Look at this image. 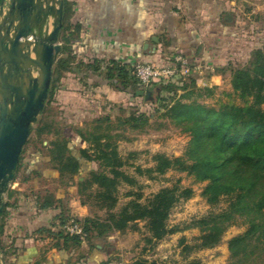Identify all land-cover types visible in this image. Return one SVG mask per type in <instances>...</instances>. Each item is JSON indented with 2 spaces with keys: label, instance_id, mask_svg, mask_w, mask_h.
Returning a JSON list of instances; mask_svg holds the SVG:
<instances>
[{
  "label": "rangeland",
  "instance_id": "obj_1",
  "mask_svg": "<svg viewBox=\"0 0 264 264\" xmlns=\"http://www.w3.org/2000/svg\"><path fill=\"white\" fill-rule=\"evenodd\" d=\"M260 3H264V0H236L232 5V10L224 11L221 19L225 20L224 17L229 14L231 19L241 23L238 26L240 30L248 29L250 31L255 25V6ZM262 52L264 53V50ZM238 64L245 63L239 61ZM231 71L232 68L215 69L213 73L220 74L221 78H216V82L211 85L198 81L197 73L200 71H194L182 75V82L187 85L185 89L178 87L182 86L181 83L177 86H165L163 83L143 85L136 82L134 87L128 88L129 92L127 93L130 97L128 101L127 98L116 102L105 99L104 103H101V98L87 96L82 99V105L78 101L73 105L68 103L70 107L67 109L68 112L77 113L74 117L80 119L75 124L82 121L77 129H81L88 136V140L82 142V145L73 130L76 126H66L63 121L57 123L55 121L57 107L45 103L44 113L41 111L37 116L31 133L23 146L25 148L21 155L24 158L23 163L18 167L14 178V180L17 179L20 189L17 191L20 193L17 200L21 201V205L25 206L26 210L32 211L31 203L35 196L50 193L60 197L59 209H51L43 216L47 220V226L53 224V230L58 231L59 220L54 219L51 223L48 219L60 210L63 211V216L66 218L79 219L76 212L79 210L81 201L84 202L81 204L86 217L102 221L107 218L108 213L118 212L130 200L136 199L145 203L162 188L175 187L177 193L188 188L191 190V195L187 198L181 196L171 208L166 219L168 233L162 238L156 239L151 236L146 220H136L128 223L124 229L115 230L106 236H98L92 232L86 236L84 241H87L91 246L96 243L107 246L110 242L112 245L110 264H131L136 260L154 261L159 264H188L190 262L198 264H264V240L257 241L256 234L241 241L236 254H231L229 250L230 239L242 235L248 227L249 216L236 211L233 206L237 202L236 194L220 196L215 202L210 203L203 195L207 184L206 180L198 181L185 170L168 169L162 174L155 171L148 172L149 168L156 165L155 155L157 154L169 158L183 157L187 162H191L200 150L208 151L210 155L219 152L221 159L230 154L227 150L216 151V142L211 139H204V142L201 139L198 144L192 142V128L195 120L203 118L200 123L203 128H207L215 119L225 120L226 118L219 117L220 114L204 115L202 111L178 114L177 110L181 105L187 104H197L214 109L230 105L259 106L263 109L264 103L257 104L254 101L253 92L241 94L232 87ZM134 88L142 92L136 94ZM146 90L150 91L148 97L145 95ZM86 99L91 102L89 105ZM63 101L61 99L62 104ZM74 106H77L78 109ZM80 106L85 110L84 112L81 110V114L78 111ZM135 108H138L137 112L146 111L148 114L133 120L132 113ZM86 113L89 114L80 118ZM42 123H54L53 129L63 130L64 128L70 138L71 150L76 155L81 146L89 150L91 155L99 154L98 146L91 141L93 135L103 136L99 142L101 149L104 144H108L107 152L112 148L116 150L121 162L119 169L131 177L133 182L129 183L122 178L118 179L114 191L116 202L111 207L102 205L103 203L99 201L96 196L99 188L95 184L89 185L87 189L82 188L83 186L80 184L81 181L86 183L85 180L87 181L90 173L93 172L110 175V167L105 165V161L101 158L95 157L91 162L82 160L81 171L73 176L64 173L59 174L56 178L45 179L41 174L28 172L27 179H24L27 169L34 168L30 165L34 166L38 159L36 153H31L34 151L32 145H35L40 154L48 155L50 164L54 166L49 152L52 148L50 142L55 138L54 135L47 132L46 134L43 132L39 137L34 135V129ZM192 148H197V150H192ZM137 166L142 169V173L136 171ZM12 184L9 189L13 187ZM15 196L16 193L12 197ZM12 197L9 198V201L12 200ZM80 218L79 220H82L85 217L81 216ZM2 220L4 219L2 218L0 221ZM215 226L218 228V241L205 246L204 236ZM1 248L0 254L4 264H9L4 257L6 252L3 246Z\"/></svg>",
  "mask_w": 264,
  "mask_h": 264
},
{
  "label": "trees",
  "instance_id": "obj_2",
  "mask_svg": "<svg viewBox=\"0 0 264 264\" xmlns=\"http://www.w3.org/2000/svg\"><path fill=\"white\" fill-rule=\"evenodd\" d=\"M67 0H64L63 6ZM70 28L62 27V47L61 55L56 63L51 78L46 105H55L57 107V123L63 121L66 126H73L80 119L75 118L77 113L68 112L69 105L73 103H61L55 96L58 94V87L61 84V80L64 77V72L73 73L78 77V81L81 88H75V92L80 94L79 104L83 103V95L85 91L89 89L93 83H98L97 77H103L106 83L111 85L117 90L128 91V88L134 87L139 80L135 77L132 71V67H127L120 64L115 60H103L94 58L91 61H84L77 59L74 55H65L70 51ZM238 42V41H237ZM238 46V54L231 60H226V67H231L232 77L231 85L235 90H238L241 94H247L253 92L254 101L258 103H264V53L262 48L247 42L248 52L244 53V47L240 43H236ZM251 49V50H250ZM244 53V54H243ZM173 55H181L184 57L189 65L193 66L198 64V60H192L184 53L180 51H173L170 55H167L161 62L146 61L154 66H166L172 63ZM244 61L245 64L239 65V61ZM205 64V60H203ZM221 69V68H219ZM182 74H176L174 77L167 80H156L152 83H163L165 86L173 85L177 86L180 83L182 86H178L180 89H185L187 86L182 82ZM209 91L208 88H206ZM134 92L137 94L138 90L134 88ZM86 101L91 103L89 100ZM44 106L42 112L44 113ZM91 106V104H90ZM90 106L89 109H90ZM76 109L77 106H74ZM94 107V106H93ZM83 107L80 106L78 110L81 114ZM136 109V110H135ZM133 120L137 117L146 116V111H138L135 108ZM67 110V111H66ZM178 114L192 113L194 111H202L204 115L220 114L219 117L226 118L225 120L215 119L210 123L207 128H203L200 123L203 118L195 120L194 127L192 128V142H200L201 139H211L216 142V151L227 150L230 152L225 158L221 159L219 152L217 154L210 155L208 151L200 150L196 157L192 158L191 162L183 157L169 158L167 156L157 154L155 155L156 165L153 168H149L148 172H157L159 174L164 173L168 169H177L187 171L192 174L198 181H207V184L203 190V195L207 200L212 203L215 202L220 196L236 194L237 202L234 203L236 211L245 213L249 216L247 220L248 227L242 235L235 236L230 239L228 247L231 254L237 253L241 241L247 237H251L256 234V240H264V108L259 106H222L219 109L205 108L197 104L181 105L178 108ZM86 113L81 115L80 118L88 115ZM89 117V116H88ZM86 117V118H88ZM205 117V116H204ZM95 118V117H93ZM54 124V123H53ZM53 124L42 123L34 129V135L39 137L43 132L46 134H53L54 139L50 142L52 148L49 150L51 153L50 159L54 161V168L58 170L59 174L68 173L70 176L78 174L82 169V160L91 162L95 157L101 158L105 161V165L109 166V174L106 173H90L88 180L84 183L81 181L82 188L87 189L89 185L95 184L99 189L96 192V196L102 205L111 207L115 202L114 191L118 183V179L122 178L125 181L132 183L133 179L119 169L121 162L117 156V152L114 148L106 151L108 144H104L102 149L99 147L100 141L103 136L93 135L92 142L98 146L99 154L91 155L89 150L84 147L78 149V154H74L71 150V143L69 136L65 133V129H53ZM56 124V123H55ZM47 130V131H46ZM76 136L80 139V144L88 140L87 134L81 129L73 128ZM51 132V133H50ZM82 145V144H81ZM201 149V148H200ZM197 150V148H192ZM22 151L19 156L17 169L23 163ZM232 161V162H231ZM25 165H27L25 163ZM28 168V167H27ZM16 169V171H17ZM136 171L142 173V169L137 166ZM39 174L38 169L29 168L24 176L27 179V173ZM16 177V172H15ZM176 188H162L157 193L153 194L145 203H141L138 200H130L125 204L118 212L108 213L105 220L99 221L96 218L85 217L80 220L87 235L92 232L98 236H106L115 230L124 229L128 223L136 220H146L147 227L151 236L156 239L162 238L168 233L166 226V219L169 215L171 208L182 197H189L191 190L188 188L182 189L179 193L176 192ZM14 193L18 192L11 188L8 191V197H12ZM20 200L10 203L7 201L3 210L1 219L8 218L12 208H17L20 211H26L28 214H33L35 217L40 216L37 227L34 232L43 231L48 236L57 239L56 245L59 242L66 247L70 243L78 245L81 241L78 237L65 234L61 230V226L69 219L63 216V211L51 216L48 220H59V230L54 231L47 227V220L43 217L49 210L59 209L61 198L56 194H45L43 196H35L32 201L33 210H26L25 206H22ZM84 204L83 201H81ZM31 208V207H29ZM78 220V219H77ZM46 224V225H45ZM50 225V224H49ZM6 220L0 221V235H5ZM218 228L215 226L211 228L209 233L204 236V245L208 246L215 244L218 241ZM2 242L0 240V249H2ZM110 257L101 264H110ZM131 264H159L157 262L146 260H136ZM188 264H198L197 262H190Z\"/></svg>",
  "mask_w": 264,
  "mask_h": 264
},
{
  "label": "crops",
  "instance_id": "obj_3",
  "mask_svg": "<svg viewBox=\"0 0 264 264\" xmlns=\"http://www.w3.org/2000/svg\"><path fill=\"white\" fill-rule=\"evenodd\" d=\"M235 2L236 0H67L63 6L62 27L70 26V51L65 55H74L84 61L94 58L115 60L132 67L138 62H161L171 52L180 51L190 59L198 60V64L202 65L201 71L197 73L198 81L211 85L216 82V78H221L220 74H214L213 71L231 68L226 67V60L239 55L236 43H240L241 47L244 43L245 54L248 52L247 42L264 50V3L256 4L255 25L249 31L240 30L238 26L241 23L231 19L229 14L224 17L227 21L221 19L224 11L232 10ZM61 35L62 28L58 39L60 47ZM153 37L157 38L156 42L152 41ZM61 55L60 48L56 61ZM97 79L99 82L93 83L83 97L101 98V103L105 99L112 102L126 98L129 100V91L113 88L103 81V77ZM75 88H81L78 77L64 72L55 98L59 102L63 99V103L79 101L80 94L74 91ZM81 122L74 126L79 127ZM32 146L34 151L31 153H36V158L40 160H34V166H30L38 169L45 179L56 178L59 172L50 164L48 155L40 154L35 145ZM12 183V188L20 191L17 179ZM18 194L10 201L7 194L6 202H15ZM76 213L79 219L81 216L86 217L81 203ZM4 220L6 236L3 238L0 235V240H4V257L9 264H101L111 258L112 245L109 241L107 246L97 243L91 246L84 240L78 245L70 243L65 247L62 241L56 245V238L43 231L34 232L41 218L31 216L26 211L12 208L9 217ZM53 226L47 227L53 230Z\"/></svg>",
  "mask_w": 264,
  "mask_h": 264
},
{
  "label": "water",
  "instance_id": "obj_4",
  "mask_svg": "<svg viewBox=\"0 0 264 264\" xmlns=\"http://www.w3.org/2000/svg\"><path fill=\"white\" fill-rule=\"evenodd\" d=\"M63 3L0 0V220L20 153L47 99Z\"/></svg>",
  "mask_w": 264,
  "mask_h": 264
},
{
  "label": "built area",
  "instance_id": "obj_5",
  "mask_svg": "<svg viewBox=\"0 0 264 264\" xmlns=\"http://www.w3.org/2000/svg\"><path fill=\"white\" fill-rule=\"evenodd\" d=\"M172 63L166 66H154L147 62H138L132 66L135 77L143 85H148L156 80H167L176 74H188L194 71H201L202 65H189L188 61L181 55H173ZM61 230L70 236L85 240L87 233L80 220L75 218L67 219L61 226Z\"/></svg>",
  "mask_w": 264,
  "mask_h": 264
},
{
  "label": "flooded vegetation",
  "instance_id": "obj_6",
  "mask_svg": "<svg viewBox=\"0 0 264 264\" xmlns=\"http://www.w3.org/2000/svg\"><path fill=\"white\" fill-rule=\"evenodd\" d=\"M14 178H15V175H14ZM14 178H13V180H14Z\"/></svg>",
  "mask_w": 264,
  "mask_h": 264
}]
</instances>
